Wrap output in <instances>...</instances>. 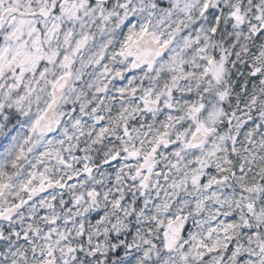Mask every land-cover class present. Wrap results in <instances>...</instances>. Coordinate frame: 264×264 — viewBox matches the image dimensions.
Masks as SVG:
<instances>
[{
	"label": "clouds",
	"instance_id": "obj_1",
	"mask_svg": "<svg viewBox=\"0 0 264 264\" xmlns=\"http://www.w3.org/2000/svg\"><path fill=\"white\" fill-rule=\"evenodd\" d=\"M0 264H264V0H0Z\"/></svg>",
	"mask_w": 264,
	"mask_h": 264
}]
</instances>
